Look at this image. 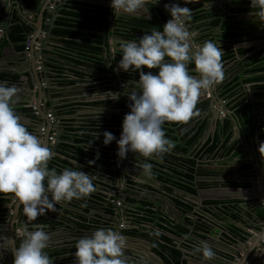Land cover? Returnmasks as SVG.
Returning <instances> with one entry per match:
<instances>
[{
	"label": "clouds",
	"instance_id": "clouds-1",
	"mask_svg": "<svg viewBox=\"0 0 264 264\" xmlns=\"http://www.w3.org/2000/svg\"><path fill=\"white\" fill-rule=\"evenodd\" d=\"M196 2L199 0H183L184 5ZM249 2V15L264 27V0ZM159 3L160 0H110V7L114 14L132 16L142 13L148 4ZM163 6L170 18L162 30L153 28L135 40L119 41L121 54L113 71L131 70L139 75L127 93L130 111L122 119L119 138L103 131L105 146L114 140L117 144L118 165L129 152L145 161L169 153L175 145L165 135V122L187 123L200 95L224 79L222 48L212 40L192 43L188 30L192 10L175 2ZM201 7H209V3L203 0ZM190 62L194 64L191 71L198 75L189 74ZM18 92L15 85L0 81V197L22 205L26 220L34 221L62 202L86 199L94 190V177L74 168L64 167L58 172L55 167H48L53 151L20 121L14 110ZM258 151L264 157V142L259 144ZM145 161H138L141 176L150 177L152 164ZM32 227L35 230L25 231L19 246L11 249L12 264H52L45 251L49 241L46 226L36 223ZM125 247L121 232L96 228L76 240L75 264H129ZM193 251L201 254V264L215 257L205 241L198 242Z\"/></svg>",
	"mask_w": 264,
	"mask_h": 264
},
{
	"label": "flooded vegetation",
	"instance_id": "flooded-vegetation-1",
	"mask_svg": "<svg viewBox=\"0 0 264 264\" xmlns=\"http://www.w3.org/2000/svg\"><path fill=\"white\" fill-rule=\"evenodd\" d=\"M195 5L200 6V3H195ZM209 10H214L213 14L219 21L216 25L221 27L219 30L222 38L228 41L222 48L224 52L222 55L224 79L214 89L200 95L194 115L187 123H184L185 125L178 126L176 123L165 122L163 125L165 135L175 145L169 153L146 161L143 157L135 156L131 152L127 153L121 171L123 179L121 180V201L111 200L113 204L110 210H115L116 207L122 208L120 213L117 212L118 215L114 214L112 217L114 226L117 229H123L124 234L131 233L136 235L138 239H146L152 242L153 250L160 246L157 243L162 244L163 246L160 247L166 249H176L173 236L177 235L174 233L187 236L186 227L190 228L192 225L195 226L197 233H201L205 227L212 226L208 224L206 217L213 224L221 226L224 229L221 230L223 233L233 235L237 240L241 239L240 237L242 239L248 237L246 231L251 232L256 227L255 220L264 219V200H261L262 205H259L258 201H255L254 198L251 199V188L248 185L242 190H237L234 185L237 182L251 181L252 157L254 156L251 143L254 139L253 134L257 133L258 135L260 133L257 140L260 137V142H264V138L262 139L264 129L261 128L264 125V105L254 104L252 98L253 94L255 96L260 94L258 86L264 81L255 80L253 77L251 57L248 56V62L244 63L233 60L234 55L240 54L242 57L244 54H250L251 50L243 51L237 48L236 42L229 41L233 40L236 29L227 25L234 19L233 16L227 14H240L239 18L243 17L242 21L246 22L251 19L246 16L245 20V12L249 10L237 7L232 2H225V4ZM128 23L126 20L124 25L135 26L134 21L131 24ZM136 28L143 32L134 35L133 31H129L130 29L125 30L122 38L135 40L144 33L153 30L154 27L145 28L143 24L142 27L136 25ZM76 55L80 58V54ZM80 60L89 65L104 66L101 64V59L94 62L87 58ZM112 60L113 56L111 55V61L108 60L109 64L106 68L105 66L103 69L96 68L94 69L95 73H98V70H107L108 75L114 76ZM189 67L190 75H198L191 71L194 64L190 62ZM153 70L156 71V69ZM130 72L133 71H120V74L124 80L131 81L133 84L120 82L118 86L112 83L113 86L122 87V94L117 93L115 95L113 92L115 97L110 96L108 105H104L105 110L102 114H97L98 120L94 121L97 122L96 124H100L102 132L110 131L117 139L121 132L122 119L125 113L130 111L127 106L130 103L127 93L135 86L136 81L126 77V74ZM19 112H21L20 114L26 113L24 111ZM45 119L47 121L48 118ZM257 120L261 122V126H257L258 130L257 127H253V123H257ZM200 128L202 129L200 130ZM62 129L64 132V127ZM167 129H170L172 133L168 132ZM85 132L90 135V133H94V130L90 129ZM89 141L85 138L87 148H90ZM112 143H114L112 146L114 147L115 140ZM44 144L48 147L45 141ZM49 148L51 149V147ZM79 149L81 148L66 147L62 145L61 141V146L58 148V152L53 153L52 159H50L51 164L48 167H55L58 172L64 168L65 166L62 165L60 159L62 156L68 155L67 151L74 152L80 156L82 161L83 158L88 161L90 158L87 159V155L82 157L83 153L80 154ZM111 151H113L111 158L108 156L105 163L109 167V172L113 174L115 163L112 157L115 151L113 149ZM138 161L152 164L150 177L141 176ZM112 191L115 192L114 189ZM0 201H2L0 203L1 208L5 201L2 198ZM117 202H120V206L117 205ZM177 209H183V211ZM197 209L200 212L199 217L193 215L194 210ZM12 211H14L13 206ZM20 212L23 215L22 209ZM177 212L185 216L190 215V220L176 218ZM145 218H150L152 223L145 221ZM148 223L152 225L153 229ZM163 237L167 240H164ZM132 244L131 251L136 248L135 243L132 242ZM181 256L178 260H182ZM171 262L176 264L173 260ZM166 263L169 264L167 261ZM251 263L255 262H251L250 259L249 264Z\"/></svg>",
	"mask_w": 264,
	"mask_h": 264
},
{
	"label": "water",
	"instance_id": "water-1",
	"mask_svg": "<svg viewBox=\"0 0 264 264\" xmlns=\"http://www.w3.org/2000/svg\"><path fill=\"white\" fill-rule=\"evenodd\" d=\"M43 0H14L10 5H8L7 2L3 4V10L0 13V18L3 20V18L11 20L14 23H19L18 25L22 28L23 30V35H30V33H26L24 30L25 23H28V18L26 14H35V9H31L30 5L33 2L40 3ZM69 0H63L62 4L66 5L68 4ZM232 2L235 4L237 7L240 8H245L248 9V12H245V15L247 13H250V2L249 0H215L214 2H208L209 7H203L205 9H212V8H217V6H221L222 4H225V2ZM236 1V2H235ZM174 2V1H172ZM201 2V3H200ZM48 5L47 7L50 6L51 3H54L53 5L55 6V9L51 11L50 15L47 16L48 18V23L41 24V26H37L36 23L32 24L34 28L37 31V34L32 36L27 44L29 43V51H27V58L26 61L28 62L27 68H28V78L30 79L31 82V88L30 91L33 92L30 97L28 96L23 102L24 104H17L15 105V112L17 115H20L21 109L25 108L27 109L25 112L26 114L30 115L31 118H33L31 121V125L37 123L40 127H44L47 129L44 134H42L43 141L48 144V147H51V150L53 153L58 152V148L61 146V141L62 138L64 137V132H63V125H62V117L59 115V106L53 103V88L55 87H63V85L67 82H62L61 80H58L57 83L55 84L51 79L57 74H65L66 71H68L70 75H73L75 77V72L73 73V68L71 67L72 65L76 66L77 64L80 65V67L84 69L90 70L92 73H95L94 69H103L104 66L109 64L108 60L104 58V56L101 58V64L104 66H96V65H89L86 64L82 61H78L72 56L77 53L75 50L68 48L63 41L60 39V37H57L54 35V31L56 29V22L60 18L61 15V9L59 8L58 2H54V0H50V2H47ZM178 3V2H175ZM200 6L203 3V0H199ZM205 3H207L205 1ZM179 4V3H178ZM17 6V9H15L13 6ZM151 4H148L150 6ZM152 7L155 5H151ZM180 6H184L181 5ZM190 8V7H188ZM44 9V10H46ZM252 11V9H251ZM218 14V13H217ZM228 16H233L234 19L231 20L230 22L227 23V25L230 28L236 29L234 36L238 35H245L242 32V30H246L247 27L249 31L248 35H253L249 40H246L248 46H242L241 48L244 49H260L258 52L262 51V54H259V57L257 59H261L264 57V27L261 26L260 22L257 21L254 17L251 16V19L249 21H242L244 18L241 17L239 18L240 14H227ZM226 15V16H227ZM45 17V14L42 13V18ZM122 16H118L117 18L114 19L113 26L111 27V30L113 32L114 40L117 38L116 35V30H120L121 34H124L125 30H129L134 28V26H129L127 24H121L119 21V18ZM125 17V16H124ZM127 21L129 22L128 24H131L133 19L129 16L125 17ZM168 18V17H167ZM225 18V17H224ZM246 20V19H245ZM189 26V23H188ZM8 27L5 32L3 33V30H1L0 34L3 35L4 39H7L8 42L13 45V40L11 39V33L13 32V29L11 28L10 24L8 23ZM130 27V28H129ZM220 29L221 27L218 26ZM222 30V29H221ZM252 30V31H251ZM33 32H35L33 30ZM45 33V36H42V33ZM232 36V35H230ZM3 39V40H4ZM231 39V38H230ZM120 40H125V38H120ZM222 40L219 39V41ZM229 41H232L229 40ZM117 40H115V43H113V63H116L117 58L119 56V49L117 48L116 45ZM255 44H254V43ZM104 43H107L104 42ZM192 43L195 44L196 42L192 40ZM105 44H103V47ZM38 47V48H36ZM27 50V49H26ZM106 51V47L103 48V52ZM238 51V50H237ZM71 55V56H70ZM70 56L71 58H68ZM238 57H240V54H237ZM264 68V66L262 65ZM254 68H251V71H253ZM1 73V70H0ZM105 73L108 75V71L105 70ZM255 74V73H254ZM259 75V74H258ZM264 76V74H262ZM1 74H0V81H3L1 79ZM117 78H118V83H126V84H133V82L124 80L120 74V71L118 70L117 73ZM6 82L8 85L14 84L15 81H13V77L11 78H6ZM115 85V82L113 80H110L109 89H111L114 94L117 95L119 92L122 94V87H117L113 86ZM69 84V83H68ZM37 88V89H36ZM123 90V89H122ZM42 96V101L41 105L39 107L34 106V102L37 98H41ZM49 97L50 101L49 104L46 102V97ZM253 99H259L257 96L254 94L252 95ZM109 100H105L104 102H96V106H100L101 108H104V105H108ZM90 105V104H89ZM33 107L36 109L34 110ZM253 109L255 107L253 106ZM35 111L38 113V115L35 113ZM101 112V111H100ZM103 112V111H102ZM102 112L100 114H102ZM51 114L54 117L53 121H49L47 118V115ZM37 122H36V121ZM45 121V123H44ZM47 122V126L50 125V129L45 125ZM55 126L57 128V134L55 136V143L53 145L51 144L50 137H51V130ZM257 126H261V122L257 120ZM30 127V126H28ZM27 127V128H28ZM258 127L256 128L258 130ZM49 129V130H48ZM260 135V133H258ZM36 136H38L36 134ZM257 145H256V140L252 139V146H253V154L254 156L252 157L253 160V169L251 171V181L250 182H237L235 183V187L237 190H242L246 185L251 188V199L254 198L255 201H258L262 205L261 200H264V191L261 193V188H264V157L261 156V154L258 151L259 147V142L261 141L260 137H258ZM115 151L114 156L112 157L114 160V170L113 174L110 172V176L113 175V177L117 176V172L122 171V167L124 164V160H121L119 162V165L117 164L118 157L116 155L117 151V144L114 145L112 148ZM257 154V155H256ZM127 156V155H126ZM52 159V158H51ZM74 161L78 163H85L88 167L94 168L95 170H101L98 166H93V164H89L87 160L81 161L80 157H74ZM51 164V161L48 162V165ZM99 170V171H100ZM103 171V170H102ZM98 173V172H97ZM89 176H91L89 173H87ZM101 175V173H100ZM111 179H109L110 181ZM123 180V179H122ZM116 182V180L114 181ZM115 188H117V185H114ZM114 188V190H115ZM110 191H112L111 187H108ZM122 195V190L116 191V193H113V198L118 201H121V196ZM262 195V197H261ZM92 197H95L96 194L94 193L91 195ZM110 198L109 200L105 201V204H108L109 208L112 206V201ZM94 199V198H93ZM107 199V198H106ZM3 201H5L4 205H1L0 208V264H12L13 261V255L11 252V249L13 247H18L20 240L23 238L25 231H34L35 229L33 228L32 230L30 229V223L33 221H27L25 216L22 217V214L20 210L22 209V205H16V212L11 213V206L10 204L12 203L10 199L8 198H2ZM199 201V200H197ZM96 201H91L87 197L86 199L83 200H76L73 198L72 201L69 203H60L57 206L61 208V214L58 213V210L55 208L54 211H46V213L43 215V217L48 221L46 227L44 228V231L50 235V238H52L53 242L56 239H61L59 235L60 233H78L77 230L81 229L82 227L86 231H94L96 228H99L98 222L102 220L103 215L100 214L97 210V207H94V210H89V208L86 207V204H97ZM264 207V206H263ZM176 209V208H175ZM204 209V208H203ZM4 211V212H1ZM124 210V209H123ZM177 210H182L183 209H177ZM112 214L108 215V223H109V228H113L114 230H117L122 233V235L126 239V247H125V255L129 259V264H167L165 259L155 250H153V245L152 242H149L146 239H138L136 235H133L131 233H126L124 234L123 229H117V227L114 226L113 222L114 219L112 218L113 215H118L120 211H122L121 207H116V209L111 210ZM67 213V214H65ZM199 210L197 209L196 211L194 210L193 215H196L199 217L200 215ZM205 218V217H204ZM198 219V218H197ZM54 220H56V223H53ZM206 220L208 224L212 226L205 227L201 233H197L195 230V226L192 225V227L186 229L188 230L187 238L183 239L178 236H173V241L178 243V240H200V241H205L207 244L212 247L213 251L215 252V257L210 260V261H205L204 264H249V260L253 259L256 264H263L264 263V219L260 218L256 221V227L252 229V232H247L246 234L248 235L247 238L237 240V238L233 235L223 233L221 230L223 229L221 226L213 224V222L209 221V218L206 217ZM198 222V221H196ZM41 224V223H40ZM70 225V227L68 226ZM116 225V224H115ZM149 226H151V229H153L152 225L148 223ZM214 225V227H213ZM124 226V225H123ZM224 230V229H223ZM75 231V232H74ZM12 241V245H8V241ZM60 243L54 244L53 249L60 255H65L67 254L68 250H71L70 247V241H64V239H61ZM142 241V245L140 246L139 243ZM132 242L138 243V250L139 252L136 253L135 249L131 251V246H129L128 243L131 245ZM63 246V247H62ZM184 243L181 242L180 244V252L182 253V260L186 261L188 264H201V259L200 262H195L192 259L194 258L195 254L199 256V253H196L193 251V247H187L184 248ZM62 247V248H61ZM137 247V246H136ZM146 251V254L143 251ZM248 250V255L243 258L244 253ZM47 251V249H45ZM245 251V252H243ZM262 257L260 258V256ZM68 260V258H67ZM252 264V263H251Z\"/></svg>",
	"mask_w": 264,
	"mask_h": 264
},
{
	"label": "crops",
	"instance_id": "crops-1",
	"mask_svg": "<svg viewBox=\"0 0 264 264\" xmlns=\"http://www.w3.org/2000/svg\"><path fill=\"white\" fill-rule=\"evenodd\" d=\"M13 1L14 0H0V13L3 10L2 7L5 2H7L8 5L11 6V4L14 3ZM167 1L168 2L174 1V2H178L181 5H184L183 0H167ZM205 1L208 3L211 1L214 2L215 0H205ZM47 2H50V0H43L40 3L34 2L32 3L34 7L32 4H31L32 6L30 5V8L35 9L36 13L26 14L29 21L28 23H25L24 30L27 34L30 33V35L22 34L25 37L24 41H17V42L13 41V45H11L8 42V40L4 39L3 35L0 34V70H1L0 74L3 77L5 76L9 78L12 76H15V79H13L15 83L11 85H15L19 89V92L17 93V100H16V103L14 104V110H15V105L24 104L23 101L28 96L30 97V95L33 93L30 91V89L32 88H31L30 79L28 78V68H27L28 62L26 61V58H27L26 53L29 50H26V49L27 47L29 49V43L27 44L26 42H28L32 36L37 34L36 29L32 25L34 24V22L39 27L41 26V24H43V22H44V26L45 24L48 23L49 20L47 16L50 15L51 13L50 6L53 5L54 3H51L50 6L47 7L46 9V6L48 5ZM54 2H58L59 8L62 10L60 19L66 18L67 16H68L67 18L71 17L68 14L71 12L78 13V14L82 13L83 15L91 14L93 18L94 17L95 18L96 17L106 18L105 24L102 23V25H100V30L96 31V34L99 35L103 39V41L100 46L101 47L100 55H99L100 57H98V59H96L95 61L100 60L103 56L107 58L109 61H111V55L113 53L112 44L115 43V40H117L116 45H117V48L119 49V41H120V38H122L123 34H121L120 30H116L117 38L114 40V37H112L113 32L111 30V27L113 26L114 21L112 23V21H110L108 17H113L115 19L118 16H122L121 18H119V21L121 24H124L126 23V20H127L125 17L128 15H124L120 13L114 14L113 10L110 7V0H69L68 4L66 5L62 4L63 0H54ZM184 6L190 7V9L192 10L191 17L197 14L199 15L202 14L205 17L201 20L196 21L195 23H190L188 21L189 23L188 30L192 36V40L196 42L195 43L196 45L201 44L205 40H212L213 42L217 43V45L220 46L221 48H223L227 44L228 41H225L224 38H222V40L219 41L222 35L220 33L218 26L216 24H213V21L216 20V16L212 13V10L205 9L201 6H196L195 3H189ZM13 7L17 9V6L14 5ZM42 13L45 14L44 18H42ZM246 16L251 18V16L248 14V15H245V19H246ZM129 17H131L133 21L144 22V23L148 22L147 24L152 25V28L155 26L156 22H158L159 20L155 6L152 7L151 5L147 6V8L142 13H137ZM8 23L10 24L11 28L20 27L18 25L19 23H14L11 20H9L8 22V19L3 18V20H1L0 18V32L1 30H3V33H4L5 30L9 28ZM57 28L59 27L56 26V29ZM154 28H157V27L155 26ZM248 28L249 27H247L246 30H242V32H246L244 33L245 35H238V36L236 35L231 41L232 43L236 42L238 44L237 48H240L242 46H248L247 42L245 41L253 37V35L251 36L248 35L250 31L248 30ZM33 30L35 32H33ZM42 36H45L44 32L42 33L41 37ZM106 41L107 43H104ZM103 44H105L104 47H106L105 52H103V48H104ZM19 46H23L24 48L22 50H18L17 48ZM241 49L243 51L249 50V49H244V48H241ZM259 50L260 49L254 48V49H251L250 54L249 53L244 54L242 57H238L237 55H234L235 57L233 58L235 62L244 63V62H248V58L251 57V68H254L253 71L255 74L253 77H255V79H257L260 76H263L262 74H264V71L259 72L258 70L257 72L255 70L258 67H262V65L264 66V57L261 59H257L259 57V54L263 53L262 51L258 52ZM70 56H68V58H71ZM72 57L78 61H81L78 56L77 57L72 56ZM119 59H120V55L118 56L116 63L112 64L113 66L111 65L113 69L116 68V65ZM71 67L74 70L73 73L75 72L74 73L75 77L73 75L68 74L69 72L66 71L65 74H57L51 79L55 84L57 83L58 80H61L62 82L63 81L67 82L63 85L62 88L61 87L53 88V92H52L53 103L59 106V115L62 117V125L64 127V132H65L64 137L62 138V145H65L66 147L73 148V149L81 148L79 149L80 154L83 153L81 156L84 157L85 155H87L86 156L87 159L90 158L88 159V161L90 160L94 161V163H92L93 166H99L101 170L100 169H99L100 171L95 170L94 168H91L85 165V163L82 164V163H78L74 161L73 160L74 157H80V156H77V154H74V152L72 151L66 150L68 155L66 157L62 156L60 160H61L62 165H64L65 167H68L70 169L74 168L75 170H78V171L83 170L89 173L91 177H94L93 179L94 190L88 196V198L90 199V203L91 201H96V200L98 203L93 204V205L86 204V207L89 208V210H92V209L94 210V207L96 206L98 212L103 215L102 220L98 222L99 228L101 227L109 228V223L107 219L109 217L108 215H111L112 212L108 204H105V201L109 200L110 198H113V193L115 194L116 191L122 190V184H121L122 174L121 172L119 173L117 172V176L115 178L108 176L110 175V172H109V167L105 163L106 162L105 160L106 158L108 159V156L111 158V154L113 153V151H111L112 150L111 148H113L112 146L114 143L111 142L107 146H105L102 143L103 141L102 133L103 132H102V129L100 128L101 126L100 124H96L97 122H94V121L98 120L97 114H100L102 111L105 110V108L96 106L97 105L96 102L98 101L103 102L105 100H109L111 98L110 97L111 94H106V93H109V92L113 93L112 91H109V88H108L110 85V80H114L116 85L118 86L120 85L117 81V76H116L118 70L115 71L114 76H112V75H107L105 73V70L103 71L98 70V73H92L90 70L80 67L79 64H77L76 66L72 65ZM16 76L18 80H16ZM3 77H1V79H3V81H7V79ZM258 88L260 89L259 91L260 94H258L257 96L259 99H254L253 103L256 105H264V82H261ZM42 96L43 95H41L40 99L37 98L35 100L34 106L39 107L41 105ZM44 100H46L48 104L50 101H52L50 100L48 96ZM62 108H67V109H65V111L63 112L61 110ZM21 110L23 111L24 109H21ZM67 111H70V112L67 113ZM18 116L20 118V121L26 126V128L30 126L27 128V130L33 133L34 135L37 134L38 135L37 137H41L42 142L44 143L43 137L39 131L40 126L37 125V123L36 125L35 124L31 125L30 120H32L33 118H31V116L26 113L20 114ZM176 124L180 126V125H183L184 123H176ZM46 125H47V122H46ZM93 126L96 128H94ZM47 127L50 129V125H48ZM87 127L94 130V133L92 134L90 133V135L89 133H86L85 131L90 130V129H86ZM51 133H52V136H55L56 129L52 130ZM98 134L99 136L97 138ZM253 136H254V139L256 140V145H257L258 144L257 143L258 141L257 133L253 134ZM262 136H263L262 137L263 139L264 132L262 133ZM85 138L90 140L88 142L90 145L89 146L90 148H87V146H85L87 145L85 143ZM84 160L85 158H83V161ZM109 179L111 180L109 181ZM115 180L116 182H114ZM114 185H117V188H115ZM108 187H111L112 189L115 188V192L110 191ZM263 191H264V188H261L260 192L263 193ZM94 193L96 194V196L92 197L91 195H93ZM0 198H3V197H0ZM113 199L115 200V197ZM10 206L11 208L12 206L14 208V211L11 210V213L15 214L16 205L11 203ZM56 207H57L56 209L58 210V213L61 214V211H60L61 208L59 206H56ZM22 216H24V214ZM175 217L179 219L181 218V219H187V220H190L191 218L190 215L185 216L182 213L176 214ZM36 223L47 225L48 221L43 216H38L36 220L30 223L31 230L33 229L32 225ZM53 223H56V220H54ZM251 224H252V221H251ZM68 226L70 227V225ZM82 227H80L81 229L77 230L78 233H71L72 231L69 233H60L61 234L59 235L60 238L64 239V241H67V242L70 241V244H71L70 245L71 250H68L67 254L65 255H60L53 249L54 244H58L62 240L56 239L55 237V241L53 242L52 238H50V235H49L48 247L46 248L47 249L46 252L48 253L50 260H52V264H75L73 253L75 252L74 244L76 240L82 236H88L92 232V231H86ZM185 232L188 234V230H186ZM174 234H176L177 236L183 239L187 238V236H181L177 232H175ZM181 242L184 243L185 245L184 248H187V247L189 248L191 246L194 248L198 244V242H200V240L198 239L195 241L188 240L187 242L184 240H178V243H175V241H173V243L176 244V249L174 250L180 252ZM128 244L129 246H131L130 243ZM157 244H159L160 246L162 245L160 243H157ZM8 245L9 246L12 245L11 240L8 241ZM134 245L137 246L135 248L136 253L139 252L138 246L139 245L143 246L142 242L139 243V245L137 243H135ZM143 252L146 254L145 250ZM181 255L182 253L180 252V256ZM247 255H248V250H246V252L244 253L243 258L246 257ZM261 257L262 255L260 256V258ZM200 259H201V254H199V256L195 254L192 260L195 262H200ZM252 261L253 259H251V262ZM169 264H172V262L170 261ZM177 264H188V263L186 261L178 260ZM253 264H256V260H255V263Z\"/></svg>",
	"mask_w": 264,
	"mask_h": 264
},
{
	"label": "trees",
	"instance_id": "trees-1",
	"mask_svg": "<svg viewBox=\"0 0 264 264\" xmlns=\"http://www.w3.org/2000/svg\"><path fill=\"white\" fill-rule=\"evenodd\" d=\"M164 2H168L167 0H163ZM34 3V2H33ZM33 5V4H32ZM31 5V6H32ZM34 7V5H33ZM157 14H158V22H156L155 26L157 28H155L156 30H162V26L163 24L169 19L167 18V16H165L164 13H162L160 10L156 9ZM214 12V10H212V13ZM71 17L69 18H59L56 22V26L59 27L57 29H55L54 31V35L57 37H60L63 41V43L68 47L71 48L73 50H75L77 53L80 54V59L83 58H87L90 61L94 62L96 59H98L99 55H100V50H101V43L103 41V39L96 34V31L100 30V25L105 24L106 22V18L105 17H92L91 14H78V13H68ZM205 18L204 15L202 14H197L191 17V20L189 21L190 23H195L198 20H201ZM96 20V21H94ZM218 20H214L213 24H218ZM148 23V22H147ZM143 24L145 25V28H150L152 27V25H149L144 22H137L134 21V29L131 28L129 31L134 33V35H137V33H142V30H139L136 28V25H139L140 27L143 26ZM154 26V27H155ZM13 32L11 33V39L15 42L17 41H24L25 37L22 35L23 34V30L21 27H14L12 28ZM234 37V36H233ZM24 47L23 46H19L17 49L18 50H22ZM74 56H78V55H74ZM189 67V66H188ZM190 69V67H189ZM145 71H153L155 72L153 69L152 70H148V69H144ZM257 72L259 70V72L264 71L263 67H258L255 69ZM138 72H130L126 74V77L130 78V79H134L137 80L138 79ZM3 77V76H1ZM13 79H15V76H12ZM3 78H9V77H3ZM11 78V77H10ZM16 80H18L17 76H16ZM255 80H261L264 81V77L260 76ZM65 109L67 108H62L61 110L64 112ZM22 111V110H21ZM25 111V110H23ZM70 111H67V113ZM255 126V128L257 127V123H253V127ZM264 129V125H262V127ZM86 129H91L89 127H87ZM202 128H200L201 130ZM168 132L172 133V131L170 129H167ZM2 201H0L1 203ZM146 219V220H145ZM144 220L147 222H151L152 220L150 218H145ZM162 239V238H161ZM164 240H167L165 237H163ZM156 251L165 259V261H167L168 263L170 261H174L176 262V264L178 263V259L180 258V252L174 250V249H166L165 247H160L157 246Z\"/></svg>",
	"mask_w": 264,
	"mask_h": 264
},
{
	"label": "built area",
	"instance_id": "built-area-1",
	"mask_svg": "<svg viewBox=\"0 0 264 264\" xmlns=\"http://www.w3.org/2000/svg\"><path fill=\"white\" fill-rule=\"evenodd\" d=\"M165 3H172V2H164L163 0H160V3L157 4V5H155V8L158 9V10H160L162 13L165 14V16H167L168 18H170L169 13L164 9V6H163V5H164ZM54 9H55V6H54V5H51V6H50V10L53 11ZM108 19H109L110 21H112V23H113V21H114L113 17H108ZM27 50H29L28 47H27ZM33 109L35 110L36 108L33 107ZM35 113L38 115V113H37L36 111H35ZM47 118H48L50 121H53V120H54V117H53V115H51V114H48V115H47ZM55 129H56V127L53 126L52 130H55ZM45 130H46L45 126H44V127H40V129H39L40 134H41V135L44 134ZM56 133H57V130H56ZM55 136H56V135H55ZM55 136H52V133H51L50 141H51L52 144H54V142H55ZM38 138L42 141V138H41V137H38ZM117 205L120 206V202H117Z\"/></svg>",
	"mask_w": 264,
	"mask_h": 264
}]
</instances>
